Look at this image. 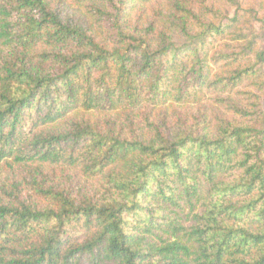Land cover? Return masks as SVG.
<instances>
[{"label": "trees", "instance_id": "16d2710c", "mask_svg": "<svg viewBox=\"0 0 264 264\" xmlns=\"http://www.w3.org/2000/svg\"><path fill=\"white\" fill-rule=\"evenodd\" d=\"M0 264H264V0H0Z\"/></svg>", "mask_w": 264, "mask_h": 264}]
</instances>
